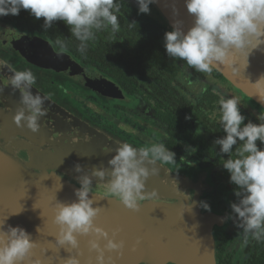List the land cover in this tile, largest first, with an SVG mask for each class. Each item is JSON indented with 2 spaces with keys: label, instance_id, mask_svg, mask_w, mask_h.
<instances>
[{
  "label": "water",
  "instance_id": "95a60500",
  "mask_svg": "<svg viewBox=\"0 0 264 264\" xmlns=\"http://www.w3.org/2000/svg\"><path fill=\"white\" fill-rule=\"evenodd\" d=\"M153 4L171 29L176 20L182 21L184 31L192 26L184 0H156ZM4 54L29 63L15 67L17 70L38 68L105 99L122 96L118 85L99 71L76 62L66 51L57 55L50 41L22 32L0 17V59L6 60ZM232 59L231 66L219 64L214 70L264 109L251 86L264 74V45L248 56L246 68L243 54L233 53ZM9 75L7 68L0 70V230L19 226L36 243L22 264H35L37 260L40 264H63L69 252L65 250L67 245L55 243L58 226L53 217L57 201L76 200L74 189L79 184L75 177L90 174L94 167L107 168L116 147L125 142L56 99L44 84L50 76L36 79L31 89L33 94L50 97L44 102L45 114L37 121L38 130L32 132L23 121L17 126L13 116L20 94L7 83ZM77 164L84 173L74 171ZM92 187V206L101 209L94 224L114 241H123L120 254L105 251L106 262L110 256L111 264H215L213 227L219 217L199 207V182L162 165L157 174L145 180L143 191L155 195L140 201L136 211L105 196L98 178L93 177ZM94 238L91 234L77 235L80 264H96V252L88 247L89 239ZM105 242L100 239V246ZM71 254L76 255V250Z\"/></svg>",
  "mask_w": 264,
  "mask_h": 264
},
{
  "label": "clouds",
  "instance_id": "9594fccd",
  "mask_svg": "<svg viewBox=\"0 0 264 264\" xmlns=\"http://www.w3.org/2000/svg\"><path fill=\"white\" fill-rule=\"evenodd\" d=\"M155 2L136 0L138 14H148L149 5ZM184 5L192 16V26L184 31L180 26L182 21L176 20L172 29L164 33V49L168 57L186 62L189 68L210 74L219 64L231 66L233 53L245 56L246 68L248 56L264 45V0H184ZM21 9L37 20L43 18L44 30L51 28L55 21H62L79 42L81 53L87 50L88 42L94 40L97 31L110 28L115 34L120 30L116 0H0V16H16ZM55 47L57 55L67 51L64 41L57 40ZM4 68L11 73L7 83L20 94L13 122L21 126L23 121L24 126L36 132L37 121L46 111L44 102L50 97L33 94L31 89L36 84V76L30 69L17 70L0 59V70ZM251 86L256 91V98L264 103V74ZM217 103L224 135L215 139L214 144L219 146L220 154H227L222 167L229 174V183L235 186L233 194L237 198L230 202L231 213L222 220H232L234 226L242 230L245 244L249 237L259 241L264 239V147H258L257 141L264 145V113L257 117L261 123L252 120L245 123L247 117L241 113L238 98L219 95ZM238 144L233 156L234 146ZM175 162V153L161 142L140 147L120 143L108 159L107 168L94 167L90 174L75 177L79 184L74 189L76 200L71 203L57 201L54 209L53 223L58 226L55 243L67 245L65 250L69 252L63 264H80L77 235L95 237L89 239L88 247L96 252V264H111L110 256L106 262L105 251L120 254L123 247V241H114L108 232L93 222L101 210L92 206L94 200L89 196L93 193V177L103 182L105 196L136 211L140 201L155 195L143 191L146 178L157 174L160 166ZM74 171L84 173L79 164ZM199 207L211 210L205 201H200ZM100 239L106 241L103 247L99 244ZM34 247L36 243L23 228L9 226L7 231L0 230V264H22ZM73 249L76 255L71 254Z\"/></svg>",
  "mask_w": 264,
  "mask_h": 264
},
{
  "label": "trees",
  "instance_id": "16d2710c",
  "mask_svg": "<svg viewBox=\"0 0 264 264\" xmlns=\"http://www.w3.org/2000/svg\"><path fill=\"white\" fill-rule=\"evenodd\" d=\"M116 3L119 5L117 15H128L127 26L134 34V38H143L141 46L117 45L108 39L112 44L105 48L104 46L91 45L89 41L87 50L81 53L78 50L79 42L71 35L68 26L63 22L49 28L51 34H60L53 37L64 41L66 48L80 60V63L107 74L127 94H139L146 100L148 97L152 98L156 114L167 125L168 141L172 142L177 136L186 139L190 145L211 154L216 160V164L229 176L222 167L223 160L228 158L227 154H220L219 146L212 143L210 138V135H213L214 139L224 135L220 124L216 123L219 113L213 118L207 113L204 114L206 111H214L219 108L217 103L219 95L209 87L194 93L186 90L185 83L180 79L181 67L176 60L168 57L165 49L160 46L153 45V48L150 47L151 49L148 47V40L155 44L159 42L158 38L161 32L171 30L169 25L166 28V25H160L147 14H138V8L126 0H116ZM156 12L160 14L157 8ZM9 16L14 18L22 30L34 31L36 28H40L42 32L48 31L42 27L43 18L37 20L27 10L21 9L19 15ZM150 32L152 33L151 38ZM105 33L108 34L107 29ZM147 38L148 40H146ZM212 73L215 77L223 78L214 69ZM186 116L199 121L208 135L207 138L191 132L190 129H183V132L179 133L177 127H180L182 123H184L182 126H186L190 121V118L185 119ZM234 153L235 150H233V156ZM227 181L229 182V180Z\"/></svg>",
  "mask_w": 264,
  "mask_h": 264
},
{
  "label": "flooded vegetation",
  "instance_id": "af4514ba",
  "mask_svg": "<svg viewBox=\"0 0 264 264\" xmlns=\"http://www.w3.org/2000/svg\"><path fill=\"white\" fill-rule=\"evenodd\" d=\"M129 4L134 5L135 7L138 8V5L136 4V0H126ZM150 8V12L147 14L148 16H150L152 19H154L155 21H157V23L164 24L166 25L165 27L168 28V23L166 21V19L164 18V16L160 13L156 12V8L154 7V4L149 5ZM118 16V21L120 24V30L113 34L111 33L110 28L107 29L108 34L105 33V30L102 31H97L95 34V38L94 40H91L90 44L91 45H98V46H107L112 44L111 41H109L108 39H111L112 42H114L117 45H122V46H141L142 45V39L143 38H134V34L131 32V30L128 28L127 26V20L126 18L128 17L127 14H119ZM5 18L6 20H8L16 29L22 31V32H26V33H35L45 39H47L48 41L51 42V44L55 47V42L57 41V39H55L53 36H57L60 34H51V30L48 29V31L42 32L40 28H36V30L34 31H25L22 30L18 23L14 20V18L10 17L9 15L7 16H0ZM60 22L62 21H55L53 26H58L60 25ZM37 27V26H36ZM167 31V30H166ZM47 32V33H46ZM165 33V32H164ZM164 33L161 32L159 34V38L157 43L152 44L151 40H148V38L146 40H148V47H152L153 45L156 46H160V48H164ZM151 32H150V38H151ZM61 37V36H60ZM154 46L155 49H157V47ZM56 48V47H55ZM106 48V47H105ZM147 48V47H146ZM153 48V47H152ZM151 49V48H150ZM158 50V49H157ZM72 58L80 63V60L75 57L68 49L67 51ZM16 60V58H14V61ZM176 62L180 65L181 69H180V79L182 82L185 83V88L186 90H188L189 92H197L200 91V89H205L206 87H209L213 92L221 95L222 93L219 91H215L213 88V86H216V88L218 89L219 87V83L220 84H226L229 88H230V93L229 96L231 97H240L238 98L240 101V110L241 113L243 115H245L247 117V119L245 120V123H247V120H252L253 123H261V121H259L257 119V117L264 113V109L258 104L256 103L254 100H252L251 98H249L247 95H245L243 92H241L239 89H237L235 86H233L227 79H225L222 75L223 78H218L215 77L214 73H201V72H197L194 68H189L188 65L186 64V62L182 61V60H176ZM82 64V63H80ZM84 65V64H82ZM86 68L90 69V70H96L95 68H92L91 66H87L84 65ZM185 69L190 70L189 75H191V77L193 78V81H195L197 84H195V89H192L189 86V81L185 80V76H186V72L184 71ZM36 69L33 68L32 72L34 73V75L36 76V79H40L41 77L35 74ZM97 71V70H96ZM216 71V70H215ZM102 73V72H100ZM105 77H107L108 79L112 80L113 82H115L120 91L122 92V96L121 97H117V98H109V99H105V98H101L98 95H96L93 91H91L90 89L84 88L79 86L78 84H76L75 82L66 80L64 78H59V77H54V76H50L47 79L44 80V84L46 86V88L48 90H50V92L54 93L55 98L64 102V104H66L67 106L76 109L77 111H79L81 114H83L84 116H87L92 122H96L98 125H100L101 127L105 128V129H109L110 131H113L119 138H121V140H123L125 143H129L134 147H140L141 144H139L140 140H137V137L132 135V138L127 137L126 132H124L123 130H112L110 128H108L106 125H101L99 123V121H95L94 119H92L89 115L87 114V112L85 111V108H82L80 106H78L77 104H75L74 102H72V99L70 97L71 96V91L68 93L67 90L69 89L68 87H72V88H78V89H82L85 92H88L90 94H93L94 96L97 97V99L99 101H101L102 103H108V104H113V105H117L119 108L120 112H125V113H130L132 106L135 104L136 107V101L139 100L141 103H145L146 106L150 109H148L149 111H151V115L153 116V119L155 120V122L162 128L161 129V133H162V143L165 145L166 148H169L170 151L174 152V153H180L182 150L183 151H187L190 152L194 155V157H196L199 160H202L203 163L211 165L214 168V174L213 173H198L197 171L199 170V167H194L192 168V174H188V176L194 181H205L207 189H205L206 187H202V193L200 195V201H205L206 203L209 204L210 206V211L216 213V214H221V222H219L218 224H216L214 226V238H215V248H214V259H215V264H264V239L262 240H255L252 239L251 237H249L248 239V243L245 244L244 240H243V233L241 229H238L234 226V223L232 220H226L223 221L222 218H224L226 215L231 213V209H230V202H235L236 201V197L233 194V189H234V185L230 184L227 180L228 179V175L222 170L221 167H219L216 164V160L214 159V157L209 154L208 152H203L200 148H197L193 145H190L189 142L182 138L177 136L176 138L173 139L172 142L168 141L169 138V133L167 132V125L165 123H163L162 119L156 114V111L154 109V100L150 97H148V99L146 100L143 96L139 95V94H127L124 89L116 82L114 81L110 76H108L105 73H102ZM83 91V92H84ZM237 91V92H235ZM233 94H232V93ZM221 93V94H220ZM226 98H228L229 96L225 95ZM248 99L251 103H244L245 105H243L242 102H244L242 99ZM250 109H254L255 112L257 113H252L254 112L253 110L249 111L247 110V108ZM90 111L96 113L98 115L99 112H96L95 110H92V108H90ZM103 113V115H105L106 113ZM99 113V114H101ZM209 115L211 118L214 117V115L218 114L219 111L218 109L214 110V111H206L204 112V114ZM101 114V116H103ZM95 118L97 116H94ZM105 117V116H103ZM210 118V119H211ZM147 118H144V120H146ZM216 123H219V118H216ZM103 124V123H102ZM184 124V123H182ZM181 126L177 127L179 129V133L183 132V129H190L191 132L193 133H198V135L206 137L207 138V134L206 131L203 129V127L201 126V124L199 123V121H196L194 118H190V121L188 123V125L186 126ZM126 125V124H125ZM124 129H126V127H124ZM213 135H210L211 138V142L214 143V138L212 137ZM239 144L235 147H238ZM257 146L258 147H264V145H261L259 141H257ZM176 163L179 165L180 163L178 161H176ZM168 166L170 169H172L173 171L176 172H180L182 174H184V172L182 170H179L177 168V166L174 164V166L171 165H166ZM187 175V174H185ZM228 176V177H227ZM205 178V179H204ZM210 178L211 183H208ZM203 179V180H202ZM229 193V197L225 198V195Z\"/></svg>",
  "mask_w": 264,
  "mask_h": 264
},
{
  "label": "rangeland",
  "instance_id": "374dc122",
  "mask_svg": "<svg viewBox=\"0 0 264 264\" xmlns=\"http://www.w3.org/2000/svg\"><path fill=\"white\" fill-rule=\"evenodd\" d=\"M3 56L7 61H10L14 67H17V68H20L22 66H26V64H29L26 61H25L26 64L24 62H22L19 59V57L16 58V60L14 61V58H15L14 56H9V58L5 54ZM35 69H36L35 74L40 76V77L55 76L50 72H42L38 68H35ZM184 71L186 72L185 80L189 81V86L192 89H195L196 88L195 84H197V83L195 81H193V78L191 77V75H189L190 70L185 69ZM57 77L61 78L60 76H57ZM218 85H219L218 89L216 88V86H213L214 87L213 89L215 91L217 90V91L221 92L222 93V94L220 93L221 95L229 96L230 88L226 84H220L219 83ZM68 88L69 89L67 90V92L69 93L71 91L72 97H70V98L72 99V102H74L75 104H77L78 106H80L82 108H85V111L87 112V114L91 115L90 117L92 119H94L95 121L98 120L101 125H103V126L106 125L108 128H110L112 130H118V129L123 130L124 132H126L127 137L130 136L132 138V135L137 137V140H140L139 141V144H141L140 146H144V145L150 144L152 142H161L162 143V133H161L162 128L155 122V120L153 119V116L151 115V111H149L150 109L146 106L145 103H143V102L141 103L139 100H137L136 101V107L134 104L131 108L130 113H125L123 111L120 112L117 105L102 103L101 101H99L97 99L96 96H94L93 94H90L88 92H85L82 89H78V88L74 89L72 87H68ZM235 92H237V91H235ZM229 97H231V96H229ZM240 97H238V98H240ZM242 100L244 101V102H242L243 105H245L244 103H246V102L251 103L246 98L242 99ZM90 108H92V110H95L96 112H99V113H101V112L106 113L105 115H103V113H101L105 117L101 116V114H99V113L97 115L96 113L90 111ZM249 109H250V107L247 108L248 111H249ZM250 110L254 111L252 113H257V112H255L254 109H250ZM94 116H97V117L95 118ZM85 117L88 120H90L87 116H85ZM144 118H147V119L144 120ZM92 123L97 124L96 122H92ZM98 126H100V125H98ZM124 127H126V129H124ZM101 128H103V127H101ZM103 129H105V128H103ZM105 130L115 134L113 131H110L109 129H105ZM175 160L180 163L178 165L175 162V165L177 166V168L179 170H182L184 172V174H182L180 172H176V171H174V172L186 176L191 181H193V180L188 176V174H190V175L192 174V168H194V167L195 168L199 167L200 171H197L198 173H206L207 172V174H208L210 172V173L214 174V168L211 165L203 163L202 160L197 159L190 152L182 150L180 153H175ZM164 166H166V165H164ZM171 166H174V164ZM166 167L169 168L168 166H166ZM170 170H172V169H170ZM185 174H187V175H185ZM208 181H209L208 183H211L210 178ZM196 182H199L201 184V187H203V188L206 187L205 189H207L205 181H196ZM229 196H230L229 193H227L225 195V198H228ZM202 210H204V209L202 208ZM205 211H207V210H205ZM209 212H212V211H209ZM212 213H214V212H212ZM214 214L219 217L218 221L221 222V217H222L221 214H216V213H214ZM219 222H217L216 224H218ZM213 231H214V227H213Z\"/></svg>",
  "mask_w": 264,
  "mask_h": 264
}]
</instances>
